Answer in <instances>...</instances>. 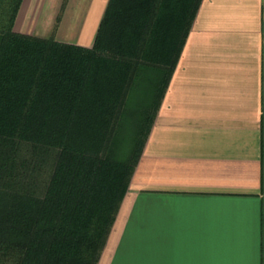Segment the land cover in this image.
Here are the masks:
<instances>
[{"label": "trees", "instance_id": "1", "mask_svg": "<svg viewBox=\"0 0 264 264\" xmlns=\"http://www.w3.org/2000/svg\"><path fill=\"white\" fill-rule=\"evenodd\" d=\"M21 1L0 0V264H97L200 0H108L91 46L15 30Z\"/></svg>", "mask_w": 264, "mask_h": 264}, {"label": "crops", "instance_id": "2", "mask_svg": "<svg viewBox=\"0 0 264 264\" xmlns=\"http://www.w3.org/2000/svg\"><path fill=\"white\" fill-rule=\"evenodd\" d=\"M62 1L13 28L91 46L108 0ZM166 80L97 264H264V0H200Z\"/></svg>", "mask_w": 264, "mask_h": 264}, {"label": "rangeland", "instance_id": "3", "mask_svg": "<svg viewBox=\"0 0 264 264\" xmlns=\"http://www.w3.org/2000/svg\"><path fill=\"white\" fill-rule=\"evenodd\" d=\"M149 77L144 78V80H141L135 89H133V92L131 94V103H136L137 106L136 109L133 106V110H131V121L129 124L126 123V126L124 127L122 131V140L121 143L117 145V149L115 151V155L119 158H123L127 152L130 149L132 141L131 136L134 132V127L136 125L137 118L140 114H142V107L144 104H146L147 101H149V97L151 96V91L154 87V83L151 81V79H148ZM150 95V96H149ZM151 107V106H150Z\"/></svg>", "mask_w": 264, "mask_h": 264}]
</instances>
